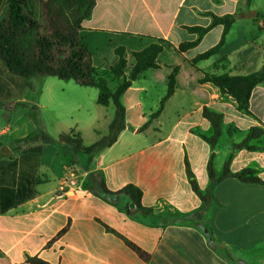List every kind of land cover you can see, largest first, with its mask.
<instances>
[{"label":"crops","instance_id":"0c3cea01","mask_svg":"<svg viewBox=\"0 0 264 264\" xmlns=\"http://www.w3.org/2000/svg\"><path fill=\"white\" fill-rule=\"evenodd\" d=\"M255 2L96 0L80 37L89 51L95 37L111 51V57H102L99 68L92 57L100 72H108L116 63L117 48L133 49L140 40L164 42L165 47L157 58L159 68L143 72L122 96L127 127L117 142L94 158L88 172L81 171L79 184L64 190L61 184L69 169L59 150L43 144L37 153L33 149L40 143L23 141L36 128L30 108H38L51 138L75 131L89 146L103 135L97 133L98 138L86 143L77 123L53 135L42 120L43 98L48 107L60 108V95L73 82L56 84L52 82L56 78H44L31 81L30 88L0 61V264H29V258L48 264H264V184L242 183L233 177L251 170L264 183V82L251 93L250 114L240 112L235 101L212 84L199 83L203 72L244 76L259 71L264 58V11L259 13ZM5 5L6 0H0V18ZM251 11L260 14L259 19L241 17ZM212 15L237 19L220 50L191 66V60L220 42L223 27L212 28L187 52L179 53L177 48L197 39L186 28H207ZM131 67L125 70L126 77ZM175 68V91L162 113L150 120ZM58 85L61 91L53 93L51 88ZM133 90L140 97L131 96ZM151 93L156 108L146 114L140 111V98ZM82 100L73 104L81 111ZM95 105L112 107L114 117L112 105L99 106L97 98ZM204 109L222 117L221 135L214 145L209 142L214 128L203 116ZM254 129L262 135L239 147ZM210 163L219 180L205 207L193 192L187 171L205 194ZM225 166L229 175L222 178ZM90 172L102 173L113 194L87 195ZM129 185L140 190V207L148 214L137 211L120 193ZM128 244L147 258H140Z\"/></svg>","mask_w":264,"mask_h":264},{"label":"trees","instance_id":"16d2710c","mask_svg":"<svg viewBox=\"0 0 264 264\" xmlns=\"http://www.w3.org/2000/svg\"><path fill=\"white\" fill-rule=\"evenodd\" d=\"M253 0H246L250 5ZM96 0H37L36 8L31 5L30 0H6L4 13L0 18V61L6 70L17 77L24 79L27 84L31 81L39 82L44 78H56L63 82H73L79 87L94 88L98 91L97 104L102 107L112 105L114 117L108 126L107 134L92 145H85L79 133L70 131L60 133L51 138L46 135L41 123L39 110L31 107L29 117L35 123V131L30 133L24 142L40 143L33 149L39 152L43 144H50L59 150V158L67 168L77 173L89 171L94 158L105 149L115 144L120 134L126 129V112L121 103L122 96L139 76L151 69H158L157 58L163 51V46L152 43L144 49L132 53L135 63L130 69L128 77L125 76L127 60L124 49L117 48L115 55L116 63L109 68L108 72H100L93 66L92 55L88 47L82 41L80 32L82 23L88 20L95 7ZM261 15L257 14L256 19ZM211 24L207 28L189 27L188 32L197 35L193 42L182 43L178 46L179 53L187 52L194 48L202 37L216 26L223 27L220 42L208 51L196 56L189 63L196 66L215 55L224 43L225 36L236 21L235 15L224 17L211 16ZM164 44V42H161ZM222 64V63H221ZM178 70L173 69L168 77L167 93L159 103L157 111L150 116V120L157 118L164 108L167 100L173 95L176 85ZM109 82L114 84L111 89ZM264 82V58L259 71L244 76H234L229 73L203 72L200 84L210 83L215 86L221 94L231 97L237 104L240 112L250 114L249 101L253 89ZM203 116L212 124L214 136L209 142L214 145L221 135L222 117L203 110ZM150 121L145 123L141 130L146 129ZM262 132L254 129L241 143L239 147L246 146L251 139L259 138ZM210 179L209 189L202 194L197 186L194 176L187 171L189 184L205 207L208 205V197L211 190L219 179L215 178L212 164L208 166ZM227 166L224 168L222 178L228 177ZM242 183L260 184L264 183L251 170H243L233 175ZM87 195L109 196L104 177L100 172H90L85 182ZM121 194L126 195L136 207L137 211L148 214V210L140 207L141 192L132 185L125 187ZM140 258L146 259L147 255L132 244H128ZM29 264H48L38 258H29Z\"/></svg>","mask_w":264,"mask_h":264},{"label":"rangeland","instance_id":"374dc122","mask_svg":"<svg viewBox=\"0 0 264 264\" xmlns=\"http://www.w3.org/2000/svg\"><path fill=\"white\" fill-rule=\"evenodd\" d=\"M30 2L31 5L36 8L37 0H30ZM255 3L257 11L259 13H262L264 11L263 1L256 0ZM152 43L160 44L165 47V44L158 41L140 40L139 43L136 44L135 48L129 49L127 51H125L124 49V56L128 61L127 68L131 67V64L134 61V59L132 58V53L138 52ZM90 50L93 57L94 66H96L97 68H99L103 56L111 57L110 55H112L111 51L108 50V48L103 45L101 41H99V38L96 37L91 43ZM52 80V82L55 83L59 82L58 79ZM68 84L71 87L66 89L65 94L60 95V98L58 100L61 101V104H63V106H61L60 108H54L51 106L48 107V102L45 99L46 97L43 98L42 105L44 106V108L41 110V115L42 120L46 124L48 131L55 135L60 132L68 131V129L73 127L74 123H77L78 130L82 133L86 143L94 141V139H96L97 137V133H101L103 136L106 135L108 131L107 128L109 121L113 117V108L109 107L108 109H101L99 107H96L95 100L98 94V91L96 89L84 88L79 86L76 87L75 85H73V83ZM109 86L111 87V89L114 88V84L112 82H109ZM60 89L61 87L60 85H58V87H52L51 91H53V93H58L61 91ZM81 92L84 93L83 96H81ZM130 93L131 96H134L135 98L140 97L141 95L135 90L131 91ZM81 99H83L82 101L85 103V108L82 111L75 108V105H73L76 101H81ZM140 99L143 103V108L140 111H145V113L147 114L149 113L147 112L149 111V108L152 107V109L155 110L156 106H154L153 108V104L155 105L156 100L154 98L153 93H151V96H148V98ZM22 111L23 109H20V114H22ZM71 119L73 120L71 121ZM76 174L80 176L81 170L77 169ZM77 183L79 184V179L77 180Z\"/></svg>","mask_w":264,"mask_h":264},{"label":"built area","instance_id":"2783aa9c","mask_svg":"<svg viewBox=\"0 0 264 264\" xmlns=\"http://www.w3.org/2000/svg\"><path fill=\"white\" fill-rule=\"evenodd\" d=\"M77 178L78 175L74 171L68 170L67 177L62 180L61 190H64L65 186H70V187L75 186L77 182Z\"/></svg>","mask_w":264,"mask_h":264},{"label":"water","instance_id":"95a60500","mask_svg":"<svg viewBox=\"0 0 264 264\" xmlns=\"http://www.w3.org/2000/svg\"><path fill=\"white\" fill-rule=\"evenodd\" d=\"M255 16H256V11H251V12H248L247 14H242L241 15L242 18L246 17V18H249V19L255 18Z\"/></svg>","mask_w":264,"mask_h":264}]
</instances>
